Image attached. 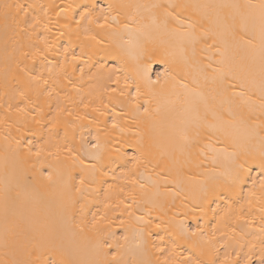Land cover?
<instances>
[{"label": "bare ground", "instance_id": "bare-ground-1", "mask_svg": "<svg viewBox=\"0 0 264 264\" xmlns=\"http://www.w3.org/2000/svg\"><path fill=\"white\" fill-rule=\"evenodd\" d=\"M5 3L24 5L27 15L21 13V17L29 24L38 18L52 28L56 53L50 55L49 60L59 66L51 72L48 85L54 89L51 96L43 92L48 86L42 85L37 94L28 89L22 75L18 78L16 65L23 59L20 53L29 51L30 33L14 31L11 26L5 28L2 16ZM207 3L259 4L260 0H0V121H3L0 123V260L15 256L33 261L38 258L40 264H72L93 258L92 246L85 237L79 233L73 235L61 225L59 188L50 186L40 175L47 164L44 169H32L22 161L27 157L30 141L33 152L41 146L48 150L63 149L64 145L72 147L75 156L84 160V166H90L95 161L85 154L95 151L92 145L98 139L107 161L103 167L107 175L100 185H92L96 191L88 197L91 202L85 222L87 225L93 216L102 213L116 224L120 219L128 220L131 225L128 243L119 239L124 230L116 226L112 228L115 239L110 241L113 244L119 241L122 245L120 254L124 261L141 258L137 246L143 241V258L159 259L162 264L164 257L156 252L155 246L170 249L175 239L172 233L183 223L191 230L199 227L206 239L196 248L181 243L175 257L178 261L193 255L214 260L215 264H261L264 259V233H261L264 201L259 194L260 180L264 179L261 168L264 98L258 71L251 75L242 70L253 60L258 68V38L254 41L255 48L247 46L245 41L251 34L239 26L234 35L222 38L221 25L213 24L210 19L202 20L203 9H177L180 19L186 21L180 25L170 18L165 24L164 8L122 7ZM11 11L16 12L15 9ZM86 11L90 15L82 20ZM105 17L110 27H98L105 22ZM192 21H201L203 29L199 24L195 30L190 28ZM224 39L227 57L222 55ZM69 46L71 52L83 59L65 66L59 53ZM193 63L204 69V73L192 70ZM144 65L153 81L165 69L175 80L169 79L161 92L159 86L149 85L138 71ZM36 69L42 70L39 65ZM215 69H223V74L214 72ZM48 76L44 71V78ZM182 77L185 83L195 79L190 85L195 92L180 86L178 81ZM117 79L119 84L115 83ZM126 84L133 94L135 85H139L141 101L152 100L150 121L134 113L127 92L119 96ZM112 88L117 92L112 93ZM21 90L30 95V105L21 100ZM110 100L118 103L105 109L103 116L92 111L101 102L107 104ZM18 105L27 107L29 115L17 114ZM58 108L64 111L58 113ZM67 111L73 116L68 117ZM205 113L206 119L203 118ZM76 114L87 115L88 119L77 121ZM221 115L232 123L225 124L218 118ZM114 119L118 124L116 128L112 127ZM183 128L187 129V143L180 137ZM170 138L175 140V150L170 147ZM141 140L151 152L153 162L146 169H137L135 178L142 172L150 175L156 185L150 186L146 195L140 197V204L133 207L134 216L129 220L126 213L121 215L124 206L117 205L130 190L127 181L132 166L116 153H127L128 157L136 155V148L127 145ZM61 161L67 166L73 165V160L63 151ZM237 165H243L244 179L234 190H229L226 173ZM165 166L166 170L162 171ZM80 167L77 162L74 176ZM22 168L28 170L31 181L26 190L22 181L18 183ZM156 172L160 173L159 177ZM78 179L77 176V182ZM6 183L13 197L17 192L23 193L15 207L17 219H21L25 227L14 238L13 247L7 250L2 240V197ZM213 184L221 186L214 195L207 191ZM253 192L255 196L251 195ZM141 216L143 221L135 219ZM161 220L164 224L156 228ZM201 249L206 254L201 255ZM107 251L113 252L115 248Z\"/></svg>", "mask_w": 264, "mask_h": 264}, {"label": "snow or ice", "instance_id": "snow-or-ice-1", "mask_svg": "<svg viewBox=\"0 0 264 264\" xmlns=\"http://www.w3.org/2000/svg\"><path fill=\"white\" fill-rule=\"evenodd\" d=\"M122 7L135 8L137 10L141 8H164L165 24H167L168 19L170 18L171 20L177 21L180 25H183L186 21L180 19V15L176 11L177 9H187L189 7L203 9L205 10V12L202 20L210 19L213 24L221 25L223 31L220 33V35L222 38H226L230 34L234 35L238 26L244 28L246 32L251 34V38L245 41V44L247 46L255 48L256 45L254 44V41L257 38L259 40V64L257 68L255 61L253 60L252 62L245 64L242 70L247 71L251 75H255L258 71L259 87L262 98H264V0H260L259 4H174L168 5L167 7L160 4H130L123 5ZM2 8V16L6 29L11 26L14 31H23L25 34L30 33L29 51H22L20 53L23 59L19 63H17L16 68L18 72V78L22 75L28 89L39 94L40 87L42 85H49V80L52 79L51 72L53 68L59 66L54 65L52 61L49 60V56L56 53V39L55 37L51 36L52 28H49L47 23H43L38 18H34L30 24L26 20L22 19L21 13H23L24 16L27 15L24 9V5L22 4L5 3ZM108 8L109 10H111L112 5L110 4ZM13 9L16 10L15 14L11 11ZM169 9H171V11H169ZM224 10L229 11L225 12ZM89 15L90 13L86 11L81 16V19H86ZM112 19L115 20L116 18L112 17ZM104 20L105 22L98 24V27H110V25L107 23V17H105ZM9 21H11V25H9ZM198 24L203 29V23L201 21H192L189 24V27L195 30ZM205 35H207V30H205ZM91 39L94 40L95 37H91ZM224 43L225 51L222 53V55L227 57L226 39H224ZM69 49L70 46L69 48L63 49V51L59 53V55L63 56L65 66L83 59L82 56L74 54ZM21 64H23L24 66L21 67ZM36 65H39L42 70L37 71ZM191 68L192 70L197 71L201 74H203L205 71L204 69L197 67L195 63H193ZM61 70L63 71L64 68L62 67ZM44 71H47L49 73L47 79L44 78ZM138 71L142 72L149 85L159 86L161 92L164 91L169 79L175 80L174 76H170L168 69H165L163 73H158L156 75L155 81H153L151 76L148 75L149 69L146 65L141 66ZM213 71H219L221 74H223V69H215ZM162 76L164 77L163 83H161ZM205 80H207V76H205ZM195 82V79H193L192 81L185 83L183 77L180 81H178L180 86L189 92L196 91L195 89L190 87V85ZM115 83L119 84V80L117 79ZM133 83L135 84V82ZM43 92L51 96L54 92V89H52L50 86L44 87ZM111 92L116 93L117 89L112 88ZM126 92L128 93L129 97V106L134 110V113L138 116H143L146 120L150 121L152 118V111L150 110L152 100L146 99L144 101H141L142 93L138 84L135 85L134 94L129 91L126 84L125 88L123 90H120L119 96L123 97ZM197 94L201 95L200 93ZM241 95H243V93H241ZM20 97L25 105L31 104V97L28 92L21 90ZM180 102V98L177 97V103ZM115 103H118V101L110 100L107 104L101 102L97 107L93 108L92 111L103 116L105 114L104 110L109 109L110 105ZM261 106L264 107V104H262ZM60 111L64 110L58 108V113ZM112 111H115L114 107L112 108ZM16 112L17 114L23 116L29 115L27 107H20L19 105L16 108ZM66 115L68 117H72L73 113L71 111H67ZM230 115L231 113H229V116ZM206 116L207 113H205V116L203 118L206 119ZM218 118L221 119L225 124L232 123L231 120L225 119L223 115L219 116ZM87 119V115H75V120L77 121ZM0 123H3V121H0ZM53 126H55V123L53 124ZM112 127H118L115 119L112 121ZM180 137L185 143L189 142L186 128L180 130ZM28 144L29 147L27 149V157L22 161V164H28L32 169H44V165L47 164V169L40 171V175L44 178L45 181L48 182L50 186H52L53 188H59L57 199L62 227L66 231L71 232L73 235H76L77 233L83 235L88 243L92 246V250L94 252V256L92 259L84 261H73L72 264H161V261L159 259L148 260L143 258V241H141V244L137 246L140 250L141 258L135 261L127 262L123 260L120 254L122 245L119 243V241H117L115 244L110 243V241L115 239V232L112 230L113 226L123 228L124 235L119 239L125 244L128 243V232L129 228L131 227L128 220L120 219L119 224H116L115 220H112L106 214L102 213L93 216L91 221H88L86 225V210L88 204L91 202L88 197L90 195H93V193L96 191V189L92 188V185H100L103 176L107 175V173L103 171V167L105 163H107V161L102 155L98 139L96 144L92 145V148L95 149V151L85 154L90 155L95 161V163L90 166H84V160L80 159L78 156H75L73 148L68 147L67 145H64L63 149H61L60 147H56L55 150H48L44 146H41L37 148L35 152H33L31 142L29 141ZM169 144L173 150L176 149L177 145L175 144L174 138H170ZM127 146L136 148L137 154L128 157L127 153H121L119 151L116 153L118 156H120V158L125 160L126 164L130 163L132 166L131 169H129V179L127 181L131 186L130 190L125 193V199L120 200L117 207L123 205L124 213H122L121 215L123 216L126 213L127 217L130 220L134 216V213L132 211L133 207L139 206L140 197L146 195L148 188L150 186H155L156 181H153L150 175L145 176L142 172L139 173V178H135L137 175V169L141 167H144L146 169L148 165L152 164L153 162L150 158L151 152L146 149L143 140L138 141L136 144H129ZM180 150H183L182 146H180ZM62 151L68 154L69 159L73 160L72 166H67L66 164H64V162L61 161ZM32 157H35V159L33 160ZM77 162L81 166L79 171L77 172V176L79 177L78 182L77 176L73 175V172L76 171ZM174 163L177 162L174 161ZM156 166H159V162H157ZM261 168L264 169V138H262L261 140ZM242 169L243 165H237L234 169L226 173V181L229 182L227 183V187L229 190H234L235 187L243 181L244 173ZM161 170H166V166ZM156 175L159 177L160 173L156 172ZM165 179L167 178L165 177ZM21 181L23 182L26 190L31 181L28 177V170L25 168L21 169V173L18 178V183ZM219 187L221 186L213 184L207 191L208 193L214 195L217 193ZM260 188V199L264 201V179L260 180ZM11 192V187L6 183L2 197V207L4 214V232L2 240L3 247L6 250L13 247L14 238L25 230L22 220L17 219L15 207V202L21 199L23 193L17 192L13 197L11 195ZM251 195L255 196L256 193L253 192L251 193ZM106 207H111V205L106 204ZM33 215H36L35 209H33ZM135 219L138 221H143L144 218L141 216L135 217ZM146 223H151V221H146ZM163 224L164 222L163 220H161V222L156 224L155 227L160 228ZM261 233H264V225L261 226ZM172 235L175 239L170 249L166 250L159 245L155 246L156 252L162 254L164 257L162 264H215L214 260H204L198 256L194 258L193 255H189L179 261L175 258L177 255V248L181 243H187L192 248H196L199 246L201 240L206 239L204 233L199 227H197L195 230H191L186 228L183 223H181L180 225H178L177 230L174 231ZM160 239L163 242V237H161ZM112 248H115V251H107V249ZM204 254L206 253H204V250L201 249V255ZM5 255L7 257V251ZM0 264H40V261L38 258L37 260L33 261L31 259L16 258L15 256H13L11 258L0 260ZM261 264H264V259L261 260Z\"/></svg>", "mask_w": 264, "mask_h": 264}]
</instances>
